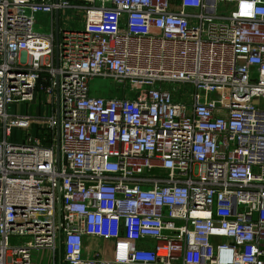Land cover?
I'll return each instance as SVG.
<instances>
[{
    "label": "built area",
    "instance_id": "built-area-1",
    "mask_svg": "<svg viewBox=\"0 0 264 264\" xmlns=\"http://www.w3.org/2000/svg\"><path fill=\"white\" fill-rule=\"evenodd\" d=\"M0 131V264H264V0H0Z\"/></svg>",
    "mask_w": 264,
    "mask_h": 264
},
{
    "label": "rangeland",
    "instance_id": "rangeland-1",
    "mask_svg": "<svg viewBox=\"0 0 264 264\" xmlns=\"http://www.w3.org/2000/svg\"><path fill=\"white\" fill-rule=\"evenodd\" d=\"M67 14H71L72 13L69 11L67 12ZM40 19H44L46 21V27L48 26V18L46 17H42ZM75 23V22H72ZM36 30L38 31H45L46 28H41L39 29V25L36 26ZM188 90V91H187ZM90 91L92 95L95 96H100V97H114V96H120V94L122 95V92L120 90V88H118V85L116 83H114L111 79H101V78H95L90 82ZM180 92H182V94H190V89L185 88V90L183 88L179 89ZM185 91V92H183ZM45 102L40 99L37 100L35 99L33 102H31L30 104H22L19 107L21 108V112H29L31 114H33L35 117H39V116H44V115H50V110H45ZM19 107H16L17 109ZM9 111V110H8ZM18 111V110H17ZM9 113L11 114V112L9 111ZM36 131V128H35ZM31 134L33 135V130L31 131ZM0 138H2V132L0 131ZM22 138V133L18 132V131H13L10 140L15 141V140H20ZM149 245H153L152 242H149ZM45 252L42 251L41 253H36L34 252L32 254V261L36 262L39 261L41 257H44ZM44 264L48 263V258L45 257L44 258Z\"/></svg>",
    "mask_w": 264,
    "mask_h": 264
},
{
    "label": "water",
    "instance_id": "water-1",
    "mask_svg": "<svg viewBox=\"0 0 264 264\" xmlns=\"http://www.w3.org/2000/svg\"><path fill=\"white\" fill-rule=\"evenodd\" d=\"M57 1V0H56ZM54 36H55V54H56V59L58 62V31H59V12L55 11L54 12ZM57 83V80H56ZM59 139H60V134H59V127L57 126L56 128V148H55V159L57 164H59V159H60V154H59Z\"/></svg>",
    "mask_w": 264,
    "mask_h": 264
},
{
    "label": "crops",
    "instance_id": "crops-1",
    "mask_svg": "<svg viewBox=\"0 0 264 264\" xmlns=\"http://www.w3.org/2000/svg\"><path fill=\"white\" fill-rule=\"evenodd\" d=\"M68 14H67V11H65L64 13H63V16H67ZM16 107H19V106H10L9 108H8V110L11 112V114H13V115H21V114H23V113H25V112H21V108L19 107L18 109L16 108ZM18 110V111H17ZM8 111V112H9ZM19 132V131H18ZM35 132H34V130H33V134H34ZM21 142V139L18 141V140H15V142Z\"/></svg>",
    "mask_w": 264,
    "mask_h": 264
},
{
    "label": "bare ground",
    "instance_id": "bare-ground-1",
    "mask_svg": "<svg viewBox=\"0 0 264 264\" xmlns=\"http://www.w3.org/2000/svg\"><path fill=\"white\" fill-rule=\"evenodd\" d=\"M173 247H174V249H177L178 246L174 244ZM158 254H159V255H164L165 252L162 251V250H159V251H158Z\"/></svg>",
    "mask_w": 264,
    "mask_h": 264
}]
</instances>
